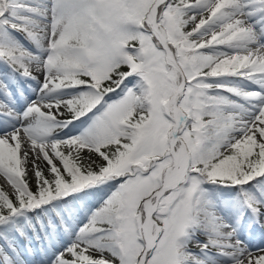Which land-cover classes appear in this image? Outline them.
<instances>
[{
	"label": "snow or ice",
	"instance_id": "obj_1",
	"mask_svg": "<svg viewBox=\"0 0 264 264\" xmlns=\"http://www.w3.org/2000/svg\"><path fill=\"white\" fill-rule=\"evenodd\" d=\"M0 264H264V0H0Z\"/></svg>",
	"mask_w": 264,
	"mask_h": 264
}]
</instances>
